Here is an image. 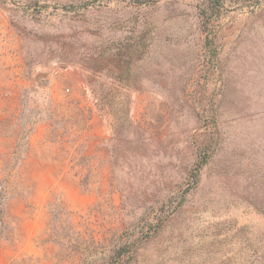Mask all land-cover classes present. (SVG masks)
<instances>
[{"label":"rangeland","instance_id":"rangeland-1","mask_svg":"<svg viewBox=\"0 0 264 264\" xmlns=\"http://www.w3.org/2000/svg\"><path fill=\"white\" fill-rule=\"evenodd\" d=\"M235 1L0 0V264H264V0Z\"/></svg>","mask_w":264,"mask_h":264},{"label":"trees","instance_id":"trees-1","mask_svg":"<svg viewBox=\"0 0 264 264\" xmlns=\"http://www.w3.org/2000/svg\"><path fill=\"white\" fill-rule=\"evenodd\" d=\"M219 1L220 0H216V2L220 3ZM261 1L262 0H236L235 2L237 3V5L241 6L242 8L245 7L250 8V7H257L261 3Z\"/></svg>","mask_w":264,"mask_h":264}]
</instances>
